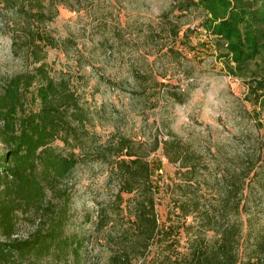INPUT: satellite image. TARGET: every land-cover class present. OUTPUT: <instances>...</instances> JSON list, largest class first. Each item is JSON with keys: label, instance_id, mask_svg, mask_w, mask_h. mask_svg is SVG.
<instances>
[{"label": "trees", "instance_id": "1", "mask_svg": "<svg viewBox=\"0 0 264 264\" xmlns=\"http://www.w3.org/2000/svg\"><path fill=\"white\" fill-rule=\"evenodd\" d=\"M1 1L15 16L13 54L21 50L31 68L0 86V143L5 148L0 156V264H40L48 257L83 262L90 238L66 233L70 195L63 185L87 160L108 164L116 182L91 238L110 247L107 264H264V227L256 231L252 219L247 227L241 219L251 213L246 210L249 186L259 192L252 218L264 201V177L259 178L264 175V131L259 130L261 148L245 155L240 173H224L209 203L194 178L196 163L177 142L155 140L145 150L123 136L105 145L98 141L81 97L66 79L56 80L47 70L45 49L57 47L58 41L44 27L57 14V1ZM176 5L179 12L205 13L199 26L226 44L221 57L235 65L228 66L230 73L247 78L253 100L263 101L264 0H179ZM169 35L177 37L179 27L172 25ZM253 62L258 64L250 70ZM160 149L169 163L188 169L183 183L173 187L157 181L162 163L150 157ZM166 187L173 190L164 192ZM26 217L35 229L20 238Z\"/></svg>", "mask_w": 264, "mask_h": 264}, {"label": "rangeland", "instance_id": "2", "mask_svg": "<svg viewBox=\"0 0 264 264\" xmlns=\"http://www.w3.org/2000/svg\"><path fill=\"white\" fill-rule=\"evenodd\" d=\"M55 1L57 14L44 30L58 46L45 49L47 70L56 80L66 79L81 97L98 141L105 145L123 136L143 144L145 150L155 140L177 142L189 151L188 159L196 163L194 178L209 203L214 202L221 188L217 181L226 172L240 173L245 155L261 148L264 100L254 101L247 78L230 73L228 66L235 65L221 57L226 44L199 26L205 13L179 12V0ZM14 17L0 0V86L31 68L21 50L19 56L13 54ZM172 25L179 27L177 37L169 35ZM257 64L251 63L249 69ZM55 146L64 150L61 142ZM4 150L0 143V156ZM150 158L162 163L157 178L162 186L183 183L188 169L179 162L169 163L162 149ZM63 186L70 195L66 233L90 238L81 264H107L110 247L91 238L99 209L116 193L110 167L80 162ZM172 190L166 187L164 192ZM247 194L246 210L251 213H243L241 219L245 227L252 219L257 231L264 227V201L252 218L257 187L249 186ZM48 198L61 203L51 193ZM34 227L22 218L18 237L26 238ZM40 264L74 263L48 257Z\"/></svg>", "mask_w": 264, "mask_h": 264}]
</instances>
